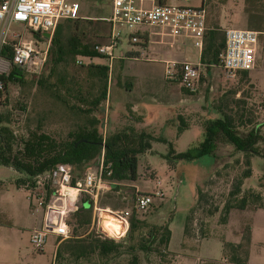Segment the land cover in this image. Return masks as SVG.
Here are the masks:
<instances>
[{
	"label": "rangeland",
	"instance_id": "obj_1",
	"mask_svg": "<svg viewBox=\"0 0 264 264\" xmlns=\"http://www.w3.org/2000/svg\"><path fill=\"white\" fill-rule=\"evenodd\" d=\"M165 1L172 5H199V0ZM77 3L79 13L85 16V19H77L76 33L81 41L89 45L104 41L110 29L108 23L101 18L109 13V1L77 0ZM148 5V2L144 3V6ZM205 10L208 22L217 21L222 29L227 27L251 29L246 26L243 0H205ZM19 29L16 24L9 25V30ZM115 31L119 33L120 42L115 48L116 59L114 58L110 65L106 58L99 55L75 56L84 65H104L108 68L107 100L93 111L96 115L101 113L103 115L101 134L108 135L120 128L130 127L135 131L141 130L165 140L150 141V151L136 156L135 179L120 182L119 189L132 196L135 191L125 183L140 190L137 193H147L153 188L155 180L160 182L158 188L162 196L153 197L151 203L157 205L161 202L162 208L150 206L146 212L150 213L149 221L158 222L166 218L168 211H171L170 237L167 243V251L171 253V264H201L200 260L224 264L220 237L238 241L243 231H247L248 236L246 263L264 264V209H232L224 225L219 224L217 212L212 216L206 213L207 208L211 209L213 206L219 208L225 199L229 182L239 172L240 155H231V147L219 139L216 155H222L224 158L218 162L228 161L235 156L238 162L234 166L230 165L231 167L217 168L218 176L213 172L208 174L206 167L199 162H186L174 158L178 153L190 150L201 140L203 121L219 115L216 105L227 111L225 103L231 98L245 99L250 106L248 116L253 117L255 121L264 120V102L261 100L264 92V32L258 35L263 40L256 63L246 71L244 77L237 73L233 77L226 76L217 66L200 63L195 48H184L185 57L193 62L198 60L200 65L198 83L195 84L193 91L186 94L180 90V83L175 78L168 79L164 76V65L156 60L161 56L155 53V47L165 46V43L152 44L151 48L144 51L139 46L128 43V32L125 29L116 27ZM129 51H135L139 55L132 53L133 56H128L126 53ZM73 61L64 66L61 64L52 66L53 72L48 80L52 82L63 78L62 82L68 83V102L82 105L79 103L76 85L85 93L88 82L85 80V69L75 63V58ZM48 66L49 63L43 68V75L47 74ZM36 84L35 78L25 74L21 82H8L6 108L12 109L15 103L24 104L23 111L21 109L12 111L9 127L16 135L24 137L25 130L33 131L34 125L40 121L44 131L58 141L80 121V117L74 114V110L67 109L52 97L43 94ZM69 89L74 95H71ZM230 105L234 107L232 102ZM183 124L185 128H180ZM238 129L241 130L242 127ZM207 157H202V161L208 159ZM91 162H87L83 169ZM250 165L252 176L243 181L242 187L259 188L260 157L256 155L251 157ZM21 176L22 173L12 167L0 165V222L12 226L8 229L0 228V236H3L2 233H11L18 239L19 264H51L54 243L58 238L53 234H46L42 251L37 252L32 248L28 241V233L32 228L40 227L41 206L33 196L29 198L31 194L27 189L16 186L15 180ZM195 185L206 193V196L193 203ZM262 194L264 197V189ZM96 204L111 210L127 208L131 210L132 216L136 212L131 202L122 203L114 192L103 193L98 197ZM206 204L211 205L207 207ZM104 214L107 213H102V219ZM187 214L190 216L189 238L182 244L183 224ZM89 228L95 230L92 208ZM198 229H203L202 235ZM203 234L205 238L202 237ZM148 262L154 264L156 260L149 257ZM139 264H146L142 255Z\"/></svg>",
	"mask_w": 264,
	"mask_h": 264
},
{
	"label": "trees",
	"instance_id": "obj_2",
	"mask_svg": "<svg viewBox=\"0 0 264 264\" xmlns=\"http://www.w3.org/2000/svg\"><path fill=\"white\" fill-rule=\"evenodd\" d=\"M203 7L205 9V1ZM243 12L247 28L257 31L258 35L264 32V0H243ZM205 23L206 29L198 60L202 64L217 65L219 64L218 53L224 44L225 28L222 29L217 21L208 22L206 10ZM76 29L77 20L64 19L57 22L49 40L48 56L45 62L46 65L50 64L48 72L46 75L39 73L36 77H31L35 78L36 87L43 94L52 97L67 109L74 110V114L80 117V121L68 130L62 139L56 141L50 133L47 134L40 121L34 125L33 131L29 132L26 129L24 137L16 135L10 129L12 111L14 109L23 111L24 104L15 103L12 109H7L6 86L11 81L21 82L23 73L11 66L6 76H0L3 81V87L0 89V165L12 167L15 171L22 173V176L15 180L17 186L22 187L34 175L49 171L57 164H65L70 168L72 181L80 179L83 166L95 159L101 147L104 151V163L108 164L111 170L110 178L119 183L132 181L136 177V156L139 153L150 151V141L155 139L165 141L161 137H154L141 130L135 131L130 127L120 128L114 133L102 136L101 117L103 115L102 113L96 115L93 111L104 100H107V66L77 64L85 69V80L88 82L85 93H82L80 86L76 85L77 96L80 98L79 103L82 105L68 102V83L66 81L63 83V78L52 82L48 80L53 72L52 66L70 64L74 62V58L76 60L75 56L78 54L97 55L92 50V45L81 41ZM34 37L37 38V35ZM126 54L133 56L129 52ZM0 56L10 58V50L7 46L0 50ZM236 73L243 77L246 75V71ZM176 81L179 82L178 79ZM69 90L71 95H74L72 90ZM180 90L186 94L190 92L182 86ZM231 102L233 108L230 105ZM215 107L219 115L203 121L201 140L193 148L178 153L174 158L186 162H199L206 167L208 174L213 172L218 176L217 168L224 169L238 162L237 156L228 161H221L222 163L218 162L224 158L222 155H216L215 150L219 139L231 147V155H240L239 172L229 182L225 199L220 207L213 206L211 209H206L208 216L217 212L219 224L224 225L232 209H264L262 194V189H264V120L255 121L253 117L248 116L250 106L245 99L227 100L225 103L227 111L222 110L218 105ZM238 127L242 129L239 130ZM180 128H185L184 124ZM255 155L261 159V172L258 176L259 188H243V181L252 176L250 160ZM204 156H208V159L202 161ZM48 193L49 190H45V196ZM205 196L206 193L195 185L193 203L199 202ZM87 202V198L81 195L76 209L67 216L69 237L56 240L53 264H139L140 255L143 256L146 264H149V257L156 260L154 264H171V253L167 251L171 211H168L166 218L158 222L149 221L150 213L146 212L150 206L162 208L161 202L157 205L150 203L145 210L136 211L130 219L125 234L117 239L103 236L89 228L91 206ZM210 205L206 204L207 207ZM190 210H192L191 207ZM189 224L190 216L187 214L183 224L182 244L189 238ZM202 230L197 231L201 234ZM204 236L203 234L202 237ZM247 242V231H243L237 242L220 237L222 257L230 264H247ZM200 263L219 264L211 260H200Z\"/></svg>",
	"mask_w": 264,
	"mask_h": 264
},
{
	"label": "built area",
	"instance_id": "obj_3",
	"mask_svg": "<svg viewBox=\"0 0 264 264\" xmlns=\"http://www.w3.org/2000/svg\"><path fill=\"white\" fill-rule=\"evenodd\" d=\"M108 1L109 13L101 20L108 23L109 33L104 41L92 44V50L106 58L108 65L115 58V48L120 42L116 27L125 29L128 32V43L139 46L141 50L145 51L152 44L160 45L163 42L169 53H173L174 48L183 51L186 47L195 48L199 58L206 29L203 7L205 0H199L198 6L172 5L165 0ZM145 2L149 5L144 6ZM64 19H85L79 13L77 0H0V50L4 46L10 50L9 59L0 56V76H6L13 66L25 75L36 77L46 59L52 32L57 22ZM11 24L18 25L20 29L9 30ZM223 34L224 44L218 53L223 73L233 77L238 71L250 70L255 60L257 31L227 27ZM136 54L139 55L137 52ZM75 63L83 64L80 59H76ZM162 63L166 78L178 79L187 91L194 90L199 78L198 61L193 62L183 57L181 60L165 59ZM2 87L3 81L0 78V89ZM261 100L264 102V92ZM110 175L111 170L104 163V151L101 147L95 159L83 169L80 179L72 181L70 168L65 164H57L53 169L38 173L27 181L22 187L30 192L29 198L33 196L37 200L42 213L40 227L29 234L32 248L37 252L42 251L46 234H53L59 239L69 237L66 218L76 209L81 195L87 198L92 208L95 230L114 239L125 234L132 217L131 210H111L97 206L96 201L100 195L114 192L122 203L131 202L135 211L145 210L153 197L162 196L158 180H155L149 192H135L128 196L119 189L120 183L111 179ZM47 189L49 193L45 196ZM103 212L111 215L119 224L116 232L108 233L102 228Z\"/></svg>",
	"mask_w": 264,
	"mask_h": 264
},
{
	"label": "crops",
	"instance_id": "obj_4",
	"mask_svg": "<svg viewBox=\"0 0 264 264\" xmlns=\"http://www.w3.org/2000/svg\"><path fill=\"white\" fill-rule=\"evenodd\" d=\"M205 25H206V23H205ZM262 40H263V38H259V36H257V45H256L254 65H255L256 60H257V54L259 53V51L261 49V45H262L261 41ZM48 47H49V45H48ZM48 50H49V48L47 49V54H48ZM167 50L168 49H167L166 45L165 46L162 45V47H155V49H154V51H156L155 53L157 55L159 54L161 56L160 59H156L158 62L162 63V60L170 59V58H173L176 60H181L183 57H185V51L181 50L180 48H174L173 53H169ZM130 53H136V52L131 51ZM47 56L48 55H46V59H47ZM119 56L122 57L121 53H119ZM46 59L44 61V64L41 68L40 73H42V70H44L43 68H45ZM208 65L211 66L213 64H208ZM215 66H217L219 69H221L220 64H217ZM206 67H208V66H206ZM196 83H198V80ZM102 136L104 137V134ZM125 185L131 187L135 192L140 191L135 186H133L129 183L128 184L125 183ZM19 187H21V186H19ZM41 216H42V213H41ZM40 224H41V220H40ZM5 225H7V226H5ZM9 227H12V226L10 224H5V223L0 222V228L8 229ZM34 229H37V228H32L30 230V232ZM30 232L28 233V236H29ZM2 234H3V236H0V264H19L20 243H19L18 239H15L14 236L11 235V233H2ZM230 241L237 242L236 239H232ZM54 247H55V243H54ZM54 247H53V252H54ZM52 256H53V253H52ZM52 256H51V264H52ZM223 262H224V264L229 263L224 258H223Z\"/></svg>",
	"mask_w": 264,
	"mask_h": 264
},
{
	"label": "bare ground",
	"instance_id": "obj_5",
	"mask_svg": "<svg viewBox=\"0 0 264 264\" xmlns=\"http://www.w3.org/2000/svg\"><path fill=\"white\" fill-rule=\"evenodd\" d=\"M102 228L108 233H114L119 228V224L116 223L111 215L104 214L103 219H101Z\"/></svg>",
	"mask_w": 264,
	"mask_h": 264
}]
</instances>
